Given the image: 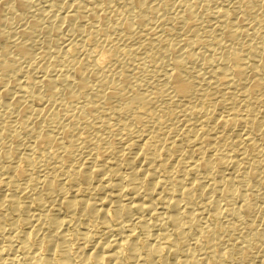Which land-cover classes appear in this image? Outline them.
Returning <instances> with one entry per match:
<instances>
[{
    "label": "bare ground",
    "instance_id": "6f19581e",
    "mask_svg": "<svg viewBox=\"0 0 264 264\" xmlns=\"http://www.w3.org/2000/svg\"><path fill=\"white\" fill-rule=\"evenodd\" d=\"M0 264H264V0H0Z\"/></svg>",
    "mask_w": 264,
    "mask_h": 264
},
{
    "label": "rangeland",
    "instance_id": "374dc122",
    "mask_svg": "<svg viewBox=\"0 0 264 264\" xmlns=\"http://www.w3.org/2000/svg\"><path fill=\"white\" fill-rule=\"evenodd\" d=\"M24 228V227H23ZM172 255V256H171ZM175 256H173V254H170L169 256H167V259L169 260V261H173L175 258H174ZM173 258V259H172Z\"/></svg>",
    "mask_w": 264,
    "mask_h": 264
}]
</instances>
